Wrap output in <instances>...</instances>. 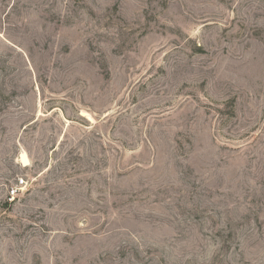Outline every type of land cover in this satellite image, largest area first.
Returning a JSON list of instances; mask_svg holds the SVG:
<instances>
[{"label":"rangeland","instance_id":"rangeland-1","mask_svg":"<svg viewBox=\"0 0 264 264\" xmlns=\"http://www.w3.org/2000/svg\"><path fill=\"white\" fill-rule=\"evenodd\" d=\"M0 264H264V0H0Z\"/></svg>","mask_w":264,"mask_h":264},{"label":"bare ground","instance_id":"bare-ground-1","mask_svg":"<svg viewBox=\"0 0 264 264\" xmlns=\"http://www.w3.org/2000/svg\"><path fill=\"white\" fill-rule=\"evenodd\" d=\"M84 114V113H83ZM86 115V114H85ZM20 162L23 164V165H27L29 164V159H28V156L26 155V153L23 151L21 152L20 156Z\"/></svg>","mask_w":264,"mask_h":264},{"label":"built area","instance_id":"built-area-1","mask_svg":"<svg viewBox=\"0 0 264 264\" xmlns=\"http://www.w3.org/2000/svg\"><path fill=\"white\" fill-rule=\"evenodd\" d=\"M10 193H11V197H13V195L16 193L15 189L11 188Z\"/></svg>","mask_w":264,"mask_h":264}]
</instances>
